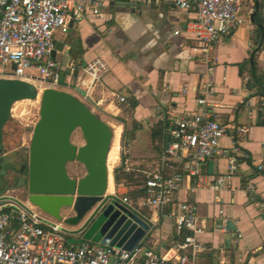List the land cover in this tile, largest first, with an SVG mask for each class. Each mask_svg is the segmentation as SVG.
<instances>
[{"label":"crops","instance_id":"obj_1","mask_svg":"<svg viewBox=\"0 0 264 264\" xmlns=\"http://www.w3.org/2000/svg\"><path fill=\"white\" fill-rule=\"evenodd\" d=\"M91 1L93 0H76V4L87 6ZM101 1L107 6L103 21L85 12L80 22L69 21L65 34L56 31L53 43L57 51L54 60L59 66L58 91L71 96L76 95L77 91L83 92L88 82L82 68L95 58H100L109 72L103 81L92 88L93 91L96 90L97 97L93 98L91 91L93 102L99 100L106 106L117 103L118 98L125 99L115 119L104 117L99 111L89 108L111 132L106 160V195L118 199V193L122 192V186L116 188L113 180V171L121 165L122 138L128 155L124 161L125 172L131 171L135 181H144L146 175L153 173L163 177L164 171L173 174L177 170L184 174L179 161L165 159V138H168V129L176 114L194 115L198 112L196 99L200 96L204 83L209 82L213 90V97L208 101L209 119L225 129V137L220 143V154L207 161L202 172L213 182L226 175L227 161L234 157L237 161L234 178L236 190L218 193L197 191L193 195L182 191L178 201H191L198 207L200 219L205 224L199 241L216 253H206L202 257L204 264H215L220 257L232 263L238 257H245L252 264H264V207L261 206L264 201V177L257 174L242 157V153H245L264 161V121L256 114L250 127L248 142L237 148L241 153H234L233 144L237 137L236 131L246 126L245 102H251L256 110L253 93L257 87L264 92V26L253 19V14L258 13L257 21L264 25V0H240V15L245 23L216 42L214 56L217 63L209 74L198 55L199 45L185 34L186 28L195 21L193 10H179L173 5V0H150L146 6L131 4L126 0ZM249 9L252 10L251 14L247 13ZM175 31L179 32L178 36H166ZM58 49H62V52L59 53ZM66 51H69L66 67L69 73L60 71ZM246 75L257 78L261 85L253 91L251 87L247 88V84H243ZM183 89L187 90L186 95L182 94ZM31 130L32 127L28 132ZM28 132L22 133L21 141ZM159 132L164 136L162 140L156 137ZM14 134L15 130L11 128L7 139H4V147L8 144L7 141L12 144ZM74 134L80 139L77 143L72 142ZM74 134L71 143L81 147L83 141L79 132ZM152 134L155 135L154 140ZM113 142L118 151L114 156L110 187L108 162ZM14 150L11 145L5 148L2 160ZM71 167L69 165L67 168L70 178L80 179L85 176L81 166L76 167L77 174ZM189 184L186 180L187 187ZM247 184L253 186L254 192L249 200H244L240 190ZM21 186L19 188L17 184L11 187L12 192L6 195L4 193L8 189L5 190L1 197L20 196L25 199V189L23 184ZM216 197L220 200L218 204L215 203ZM219 209L223 210L222 216L218 215ZM133 210L145 219L152 216V211L143 207L142 201ZM60 217V225L67 233L65 239L78 238L79 244L85 242L81 241L78 231L86 220L74 222V213L67 209L60 212ZM217 221H220L221 228H217ZM227 223L232 225L233 232L226 230ZM147 237L149 239L144 246L161 256L178 239L173 221L162 219ZM79 244L66 243L67 247H77ZM220 251L223 252L222 256L218 254Z\"/></svg>","mask_w":264,"mask_h":264},{"label":"built area","instance_id":"obj_2","mask_svg":"<svg viewBox=\"0 0 264 264\" xmlns=\"http://www.w3.org/2000/svg\"><path fill=\"white\" fill-rule=\"evenodd\" d=\"M126 1L146 6L150 0ZM173 5L179 10L194 11L195 21L186 28L185 34L200 45L198 55L206 65L207 73H211L217 63L214 56L216 42L245 23L240 15V0H173ZM106 10V4L101 0H93L87 6L76 4V0H0V79L18 80L31 85L35 83L46 89L58 90L59 66L54 60L57 51L54 49L53 34L56 31L65 34L69 21L80 22L85 12L103 21ZM247 13L251 14L252 10L249 9ZM170 35L178 36L179 32L166 36ZM82 72L88 84L83 96L76 93V98L88 110L91 107L104 117L115 119L120 106L125 103L124 98H118L117 103L106 106L99 100L93 102L91 98L92 88L103 81L109 72L107 65L100 58H95L82 68ZM247 83L248 79L244 78V86ZM182 94L186 95L187 90L183 89ZM212 97L211 84L205 82L196 99L198 112L194 115L176 114L168 129L165 159L179 161L184 174L177 170L168 178L156 173L148 174L142 184V206L152 211L150 218H144L149 224V232L155 230L160 219L172 220L175 226L178 239L165 255L147 249L142 243L131 252L89 242L67 247V233L60 223L42 217L19 198L2 196L0 264H204L202 257L206 253L216 255L199 241L205 224L200 219L198 207L191 201H178L182 191L193 195L197 191L218 193L236 190L234 178L237 161L234 157L227 161L226 175L213 182L202 172L203 165L220 154V143L225 137V129L209 119L208 101ZM245 106L247 122L245 127L236 131L234 153H241L237 148L248 142L250 127L256 117L254 105L245 102ZM14 108L9 120L13 123ZM30 137L31 132H28L21 141L22 149L28 148ZM242 157L257 174L264 177L262 159L245 153H242ZM186 180L190 182L188 187ZM253 192L251 184L240 190L244 200H249ZM215 203H220L218 197ZM261 206L264 207V201ZM218 215H223L222 209L218 210ZM218 254L222 256L223 252ZM215 264L252 263L245 257H238L233 263L220 257Z\"/></svg>","mask_w":264,"mask_h":264},{"label":"water","instance_id":"obj_3","mask_svg":"<svg viewBox=\"0 0 264 264\" xmlns=\"http://www.w3.org/2000/svg\"><path fill=\"white\" fill-rule=\"evenodd\" d=\"M68 56L69 51H66L60 64L61 72L69 73ZM77 93L83 96L82 91ZM37 96L34 86L27 82L0 79V163L4 128L13 108L20 103L34 102ZM76 132L83 141L81 147L71 143ZM110 142L108 126L76 97L58 90H44L38 120L31 130L28 148L23 150L26 165L21 170L25 174L26 201L57 222L62 221V210H70L76 221L86 220L78 231L85 242L131 252L147 237L149 224L127 204L106 195ZM167 146L168 138H165V149ZM69 165L76 174V167L81 166L85 176L70 178ZM216 225L221 228L220 221ZM226 230L234 231L230 223L226 224Z\"/></svg>","mask_w":264,"mask_h":264},{"label":"rangeland","instance_id":"obj_4","mask_svg":"<svg viewBox=\"0 0 264 264\" xmlns=\"http://www.w3.org/2000/svg\"><path fill=\"white\" fill-rule=\"evenodd\" d=\"M40 89H41V92L39 94V103H40V96H41L42 92L44 90H47L46 88H44L42 86H40ZM95 94H96V90L93 91L92 97L97 99ZM74 97H76V95H74ZM39 103L37 106H33L30 102H24V103H20V104L16 105L14 108L15 113L13 114V116L15 118V116L18 114L19 109H20V108H18V109H16V108L19 105L23 104V108L25 109V112L27 114L26 118L28 121L24 122V127L23 126L19 127V126L15 125V122L13 123L12 121H10V129L14 125L13 128L15 130V134L12 138L11 148H13V149L15 148V150L12 153L6 155L5 158L2 160V163H0V195L3 194L5 192V190H7V189L8 190L4 193V195L9 194L13 190V189L10 190V188L16 186L17 184L19 185V188L20 187L22 188L21 185L23 184V182L25 180V174L22 175L23 171L21 169L19 170V168H20V165H22V163L24 164V162L22 161L23 157L21 156V151L24 149L19 148V145H21L22 133L26 134L31 129V127L33 128V126L36 124V122L38 120ZM75 135L76 134H74V136L72 138V142L77 143L80 141V139ZM3 147L4 146H2V149H3ZM25 156H26V154L24 155V158L26 159ZM18 170H19V172H18ZM18 198L21 201L26 202V198L24 199L23 197H20V196H18ZM32 210L39 213L42 217H46L47 219L49 218L46 215L39 212L38 210H36L35 208H33ZM53 222L54 223H60L57 221H53ZM81 241H85V240L82 238ZM66 243L70 244V245L71 244L76 245V244L80 243V240L78 238L74 240V239H71L68 237V238H66ZM142 245L144 246V241H142Z\"/></svg>","mask_w":264,"mask_h":264},{"label":"trees","instance_id":"obj_5","mask_svg":"<svg viewBox=\"0 0 264 264\" xmlns=\"http://www.w3.org/2000/svg\"><path fill=\"white\" fill-rule=\"evenodd\" d=\"M257 16H258V13L253 14V19L256 20L254 22H257V23L261 24L262 26H264L261 21H257ZM245 78L248 79L247 88L251 87L252 91L255 87L261 85L260 81L255 77L254 78L251 77V75L250 76L246 75ZM257 88L258 89H256L255 92L253 93V98H255V100H256V105H255L256 114L258 117L261 118V120L264 121V107L262 106V104L264 103V92H262L263 90L260 87H257ZM13 126L11 128H13ZM9 131H10V122H8L4 128V139H7ZM156 132H158V131H156ZM157 136H158L159 140H162L164 137L161 132H159L156 135V137ZM152 139L153 140L155 139L154 134H152ZM10 142L11 141H7V143L11 145ZM8 144H6L5 148H9L10 145L8 146ZM121 144H122L121 145V148H122L121 165L119 166V168H117L113 171L114 185L116 188H119V186H122V192L118 193V195H117L118 199L121 200L122 202L126 203L127 205H129L133 209H137L138 204L142 201V199L144 197V191L141 187L143 184V181H135L131 175V171L128 170V173L125 172L124 161L128 158V155H127V152L125 150V142H124L123 138H122ZM171 175H172L171 172H166V171L163 172V178H168ZM23 187H24V185H23ZM24 189H25V187H24ZM0 197H1V195H0ZM74 222H76V220ZM148 239H149V237L145 238L144 244L147 242Z\"/></svg>","mask_w":264,"mask_h":264},{"label":"bare ground","instance_id":"obj_6","mask_svg":"<svg viewBox=\"0 0 264 264\" xmlns=\"http://www.w3.org/2000/svg\"><path fill=\"white\" fill-rule=\"evenodd\" d=\"M32 85L34 86V88L36 89L38 96L37 99L34 102H30L33 106H37L39 103V94L41 92L40 86L38 84L32 83ZM19 109L18 114L15 116V118H13V121L15 122V125L19 126V127H24V122L28 121L26 116V112L25 109L23 108V104L19 105L16 109ZM15 109V110H16ZM34 123V122H33ZM32 123V124H33ZM118 151L117 145L115 142L112 143L111 145V149H110V158H109V162H108V173H109V186L111 187L112 185V179H111V172H112V165L115 161V154Z\"/></svg>","mask_w":264,"mask_h":264},{"label":"flooded vegetation","instance_id":"obj_7","mask_svg":"<svg viewBox=\"0 0 264 264\" xmlns=\"http://www.w3.org/2000/svg\"><path fill=\"white\" fill-rule=\"evenodd\" d=\"M12 153V152H11ZM24 155H25V152L22 150L21 151V156L23 157V162H24V164L22 163V165H21V169H22V167L23 166H25L26 165V159L24 158ZM26 157V156H25ZM20 170V169H19ZM19 170H18V172H19ZM22 175H24V171L22 172Z\"/></svg>","mask_w":264,"mask_h":264}]
</instances>
